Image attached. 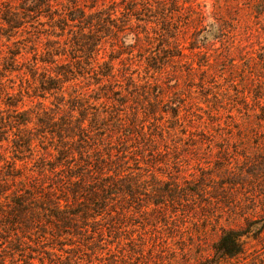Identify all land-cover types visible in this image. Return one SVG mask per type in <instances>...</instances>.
Returning a JSON list of instances; mask_svg holds the SVG:
<instances>
[{"label":"trees","instance_id":"16d2710c","mask_svg":"<svg viewBox=\"0 0 264 264\" xmlns=\"http://www.w3.org/2000/svg\"><path fill=\"white\" fill-rule=\"evenodd\" d=\"M98 1L88 6L81 0H21L13 7L12 0H0V264H141L131 219L149 205L137 198L128 162L148 147L159 151L163 132L158 129L157 137L143 131L136 112L122 109L127 101L115 97L130 94L114 80L118 56L104 60L99 50L103 37L115 41L120 27L111 19L116 10ZM46 23L47 45L39 49V27ZM77 23L79 30L63 38ZM140 28L136 40L151 44L163 38L156 25ZM166 41L165 49L158 47L162 54L150 50L145 57L148 67L169 57ZM133 46L127 51L131 59ZM80 78L96 90L84 91ZM26 97L38 101L26 107ZM251 222L264 225V206L260 218L244 228L222 229L212 254L192 264H221L241 254Z\"/></svg>","mask_w":264,"mask_h":264},{"label":"rangeland","instance_id":"374dc122","mask_svg":"<svg viewBox=\"0 0 264 264\" xmlns=\"http://www.w3.org/2000/svg\"><path fill=\"white\" fill-rule=\"evenodd\" d=\"M111 1L99 0L98 5L116 10L111 19L116 18L120 31L115 41L103 37L99 56H118L114 80L130 92L126 98L115 97L127 101V108H120L136 112L143 131L157 137L158 129L163 132L157 139L159 151L148 147L128 162L137 198L149 205L147 212L140 209L131 219L136 224L131 225L136 229L134 246L142 253L135 260L192 264L212 254L222 229L244 228L263 212L264 0H149L148 7L136 0L129 10L125 7L130 0H116L117 5ZM20 2L10 3L14 7ZM81 2L91 5V0ZM78 24L72 31L65 29L63 38L74 35ZM145 24L158 26L155 31L163 38L151 44L136 40L134 32ZM39 28L44 31L37 48L44 49L50 27L46 23ZM165 40L169 57L148 67L145 57L150 50L162 54L158 47ZM2 41L8 43L5 37ZM133 44L131 59L127 51ZM79 80L84 91L96 90L84 78ZM37 101L26 97V107ZM250 228L243 252L221 264H264V225L251 222Z\"/></svg>","mask_w":264,"mask_h":264}]
</instances>
